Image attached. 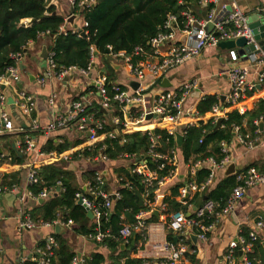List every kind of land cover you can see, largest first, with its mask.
I'll return each instance as SVG.
<instances>
[{
	"label": "trees",
	"instance_id": "trees-1",
	"mask_svg": "<svg viewBox=\"0 0 264 264\" xmlns=\"http://www.w3.org/2000/svg\"><path fill=\"white\" fill-rule=\"evenodd\" d=\"M81 0H77L79 3ZM210 5L207 8L199 4V0H96V4L91 8L81 9L75 6L74 13L79 14L88 23L86 31L87 36H78L72 31H62L65 19L56 13L53 6H47L45 0H0V75L5 74L7 69L17 66L18 62L14 55L24 53L30 42H37L42 37L53 39L52 52L53 60L57 65V70L68 67L87 68L91 61V48L95 47L103 58H106V52L109 47L113 53L125 52L127 55H133L137 47L150 49L149 42L152 38L163 31V26L169 15H174L178 20V28L186 26L187 19L185 13H190L198 20L205 19L207 12L213 8ZM30 20L32 22H25ZM139 57H135L134 61ZM110 77L106 88L109 96L113 98L115 92L112 90L114 78V67L106 63ZM124 90L123 87H121ZM116 108L112 113L113 117L119 118L120 122L124 121L120 108L113 103ZM219 104L216 96H206L198 104L197 111L204 115L212 110L215 105ZM89 113L94 116V122L109 119L103 130L97 134L107 136L101 142L92 146L85 147L72 156V162H80L87 159H101L106 157L110 161L117 162L129 155L132 159L135 157L145 158L151 170L157 171L161 179L167 178L175 169L167 163V160L161 159L155 155L149 154L152 146V140L156 139L157 146L154 153L157 155H170L172 151L181 150L184 162L192 165L200 160L213 158L220 162L226 157L224 152L225 145H229L236 137L235 132L238 127L240 134L246 137L250 132L251 137L256 136V126L254 122L261 116H264V101H260L252 111L240 114L233 111L227 114L222 124L217 128L215 119L207 123L200 122L198 125H189L184 130L183 143L180 149L176 142V136L170 135L166 129H155L153 131H140L132 134H124L122 126L114 125L111 117H108L100 110V107L90 108ZM136 114H140L136 111ZM246 123L247 128H244ZM249 130V131H248ZM116 137L111 138L108 134L115 133ZM25 134H6L0 136L2 150L7 153L12 162L22 163L23 159L15 149V142L21 141V150L26 148ZM87 139V137H85ZM82 141L75 145H81ZM70 144L65 141L62 144H56L49 140L44 151H55L58 155L69 150ZM165 164L163 169L159 167ZM119 179L120 189L118 193L120 198L114 199L112 211L107 217H103L101 229L109 230L113 236H118L124 225L136 224L137 215L149 211V203L156 198L155 191L159 187L157 184L147 187L143 182L144 177L133 172V165L130 167H121L116 169ZM98 172L96 170L87 171L82 175L84 183L89 184L85 190L78 182L75 170H72L70 163L63 165L54 164L43 166L38 170L40 183L30 187V190L38 195L44 189L57 190L61 189L59 194L51 195L47 200L40 204L36 209L31 211L30 216L34 221H43L53 224L57 220L64 223L73 221V232L78 235L87 236L96 234L97 224L93 223L88 215L87 210L78 204L77 194L93 201L96 206L104 205L105 200L97 194L100 191L108 193L107 183L103 185L96 180ZM211 175V170L203 167L197 170L194 176L188 175L183 182L171 187L164 196L162 203L166 205V211L169 217L177 212H187L188 206L201 203L200 207L207 201H213L218 207L217 212L221 211L231 196L233 189L237 186L236 176L232 175L224 178L214 189H206L203 192H196L192 199H183L180 189L189 183H195L199 187L206 184ZM0 183L2 188H11L19 180L17 174L6 176ZM59 183L61 185H59ZM91 188L92 191L89 189ZM107 212V210H106ZM168 217V219H169ZM196 215L192 214L191 219ZM211 216L206 220L210 225L215 221ZM157 218L152 216L147 222H156ZM248 231L243 236L248 237ZM54 237L57 242V248L53 249L54 257L50 264H73L76 256L70 237L65 233H55ZM175 234L167 231V238L170 242H176ZM130 245V250H122L120 242L112 238L105 242L109 251L108 256L101 252L92 255L89 264H144L151 262L148 259L135 258L133 252L141 246L143 240L141 234L134 235ZM43 243L40 244L43 247ZM142 248V246H141ZM194 255L188 256L194 261ZM251 259L260 261L264 264V245L262 240L254 244V253L250 255ZM24 264H39L33 261H26Z\"/></svg>",
	"mask_w": 264,
	"mask_h": 264
},
{
	"label": "built area",
	"instance_id": "built-area-1",
	"mask_svg": "<svg viewBox=\"0 0 264 264\" xmlns=\"http://www.w3.org/2000/svg\"><path fill=\"white\" fill-rule=\"evenodd\" d=\"M218 0H199V4L207 8L210 5H214L211 8L203 20H198L193 17L190 13H185L187 23L182 29H179L177 24V17L174 15H169L164 26L163 31H161L157 36L152 38L149 42L150 49L145 47H137L134 50L133 55H127L125 52L113 53L112 48L109 47L108 51L110 54L109 63L115 64L119 61L122 62L124 67L128 70L129 75L133 77L139 87L133 92H128L122 90L121 86L113 81L112 90L115 92L113 98L109 96L108 89L106 88L108 77L103 75L97 78L95 82V94H98L100 99L97 104L95 101H89L86 99L78 100L72 103L70 109L61 115H54L51 123L46 128H41L36 120H33L31 131L24 128L14 127L11 117L6 111L7 98L0 92V136L6 134H25V145L26 148L21 150V141L17 140L15 142V149L19 154L27 155L29 153H37L38 157H50L52 161H55L56 157L64 158L66 162L74 165L71 156H63V154H56L52 152H40L37 148L35 142L31 138V133L41 132L46 138H50L54 133L59 130L74 128L77 131L83 133L90 146L97 143L101 137L107 136L106 134L99 136L97 132L103 130L104 126L109 119L94 122V116L89 113L90 108L95 107V105L100 107V110L111 117V121L114 125L122 126V132L128 134L137 129L142 122H144L147 116L152 115L155 117L158 124L162 125L164 129L169 131L170 135H175L178 140V125L180 124L183 116V104L190 97L192 92L197 89L198 81L193 80L185 83L183 87L177 92L166 91L159 94L155 101L153 110L149 113H140L138 107L144 102V93L147 90L148 79L153 81H162L166 75L175 68L181 67L194 59H197L207 47H219L221 42L233 41L239 38H246L248 44L255 43L251 30L248 27L247 20L248 17L243 15L239 10L226 12V7L222 9L223 14H220L216 8V3ZM73 10L75 6L81 7V9L91 8L96 4V0H81L77 3V0H69ZM73 16H80L79 14L73 13ZM71 16V17H73ZM69 17V19L71 18ZM208 23L214 25L213 30L208 33L206 26ZM68 19L65 21L64 25H68ZM62 27V31L64 30ZM88 23L85 21L82 28H77L70 30L78 36H87L88 31H86ZM257 49H260L257 46ZM98 51L95 47L91 48V61L87 68H79L76 66L62 68L57 70V65L53 60L54 53L51 52L46 61V75H53L58 81H63L73 74H81L84 76H89L94 69L95 55ZM230 59L232 64L227 72V77L231 85V91L226 98V102L229 107H235L245 99L247 92L252 89L248 83L249 77V66H243L239 63V56L234 50H230ZM135 57H139L138 60L134 61ZM252 63L257 65L259 68L264 69V51H260L257 55H253ZM18 62L17 66H12L7 69L5 74L0 75V86L3 84H10L13 79H16L19 75V60H21V55H14ZM264 78V71L260 74V81ZM43 83V81L41 82ZM20 102L18 103L19 109L24 116H32L35 109V101L32 95L26 92L20 93ZM117 105L121 113L123 114L124 121L120 122L119 118L113 117L112 113L115 112ZM51 111L53 112L56 106V96L52 95L48 102ZM138 111L140 114H136ZM213 113L217 115L219 112L218 105L213 107ZM256 126V136H246L243 137L240 134L237 135V140L241 145L252 150L257 146H264V116L260 117L255 121ZM236 132H239V128H236ZM184 131L182 136H184ZM111 138L116 137V132L108 134ZM152 146L149 150V154L155 155L161 159L167 160V163L174 166L175 169L170 173L167 178L161 179L157 171L151 170L145 158H131L129 155H125L124 159L132 160L133 172L144 177L143 182L147 187H152L158 185L155 194L156 198L153 202L149 203L150 210L145 211L137 215V223L124 225L120 230L118 236H113L109 230L101 229V220L103 217H107L109 212L112 211L114 206V201L111 200L108 193L100 191L99 194L104 200V205L98 207L90 199L84 197L82 194H77V200H83L86 208H88L93 213V218L97 224L96 234H91L85 236V238L94 241L100 246L102 251H109L106 241L116 238L120 242V247H124V250H130V245H132V238L134 235L141 234L143 240L140 241L142 248L149 244L152 238H155L157 232L160 229H166L175 234L176 242L168 241L167 235L165 240L161 244H156L155 246L161 250V257L157 261L145 262L144 264H183L184 258L187 255H195L196 250L190 247L191 240L194 242L193 237H196V242L202 241L206 242L208 240V233L216 225L217 219L221 217H226L232 215L237 208L238 203L247 195L249 189L264 185V171H259L258 169L251 167L248 169H242L235 173L237 186L233 189L231 196L227 202V205L219 212H217V205L213 201L205 202L201 207L195 210L196 217L191 219L183 212H177L172 214L169 219L166 218L164 225L160 227L158 222L148 223L146 217L154 216L155 213H164L166 211V205L159 200L157 192L160 186L174 178L178 170V158L177 152L172 151L170 155H157L154 153V148L157 146L156 139L152 140ZM227 154V149H224ZM9 155L4 153L2 150V144H0V163L4 162ZM101 160L109 162L110 160L106 157H102ZM231 159L226 155V157L217 162L213 158L207 160H200L192 165H188V174L194 176L198 169L207 167L211 170V175L206 184L199 187L195 183H189L180 189L181 200L189 198L191 194L196 192H203L206 189H210L213 181L215 179L216 170L225 169L229 164H231ZM165 164L161 165L159 168L163 169ZM39 168L32 166L29 170L27 176V183L31 187L40 183L38 176ZM96 180L98 183L103 185L105 183L104 178L97 174ZM59 185H61L59 183ZM89 184L86 185V189ZM16 186L11 188L0 187V193L14 192ZM60 189V188H59ZM91 191L92 189L89 188ZM54 190L44 189L40 194L35 195L31 190V196L38 200H46L50 197ZM114 199L120 198L119 193L113 196ZM107 210V212H106ZM211 216L215 217V221L210 225L206 224V220ZM164 219V218H163ZM57 225L70 230L73 228V221H68L67 223L61 220L55 221L53 224L46 223L43 221H34L30 214H23L20 220V229L22 230H36L41 228H51ZM192 231L196 234H192ZM264 232V217L259 219L251 228L248 233V237L243 235H237L233 240L230 241L225 257L224 264H261L260 261H255L250 258V255L254 253V244L261 238V233ZM191 239V240H190ZM135 241V240H134ZM263 242V241H262ZM136 243V241H135ZM135 245V244H134ZM133 245V246H134ZM264 245V242H263ZM141 246L138 250L133 252V256L136 257L139 251L142 249ZM57 248V242L54 236H50L44 242L43 247H38L36 250V255L30 260L37 262L39 264H50L52 258L54 257L53 249ZM123 250V249H122ZM1 255V251H0ZM92 257L86 258L77 255L73 259V264H89ZM25 260L18 262L17 264H24ZM107 262L106 264H108Z\"/></svg>",
	"mask_w": 264,
	"mask_h": 264
},
{
	"label": "crops",
	"instance_id": "crops-1",
	"mask_svg": "<svg viewBox=\"0 0 264 264\" xmlns=\"http://www.w3.org/2000/svg\"><path fill=\"white\" fill-rule=\"evenodd\" d=\"M45 1L48 7H55L56 13L61 15L65 21L74 15V10L69 0ZM215 6L220 11V14L224 13L222 9L225 6L226 12H231L228 9L231 7L232 11L239 10L246 17L260 15L264 18V0H218ZM25 22L32 21L26 20ZM84 23V18L78 16L73 24L64 25L63 32L82 28ZM52 41L53 39L50 37H42L37 42H30L22 54L21 60H19L18 77L13 79L10 84L0 86V92L7 98L6 111L11 117L14 127L18 129L24 128L31 131L33 120H36L41 128H46L51 123L54 115L58 116L66 113L72 103L78 100L86 99L95 101L97 104L100 97L94 93L96 90L95 82L100 76L105 75L110 77L109 70L106 67V63H109L110 59L108 55H106V58H103L99 52L95 55L94 69L89 76L73 74L63 81H58L53 75H46L47 68L43 67L45 62L41 58V55L44 47H47L49 54L52 52ZM234 51L239 56V63L243 66H249L248 83L252 87L239 105L229 107L226 102V98L231 91V85L227 77V72L232 64L229 55L230 50L220 47H207L197 59L173 69L162 81L148 79V87L144 93V102L138 107V111L140 113L151 112L154 107V101L159 94L166 91L177 92L185 83L193 80L198 81V87L183 104L182 120L177 127L179 136H182V132L189 125H198L200 122L207 123L211 119H215L218 122L220 119H225L227 114L233 111H238L242 115L247 111H252L260 101H264V78L260 81V74L263 73L264 69L252 63V57H249L248 53L242 49L236 48ZM115 65V67L113 66V81L123 87L124 90L130 93L133 92L135 89L132 84L137 83V81L129 75L128 70L121 61L115 63ZM165 79L168 80V85L170 86L164 87L162 85ZM42 81L43 83H41ZM21 92H26L34 98L35 109L30 117L24 116L19 109L18 103L21 100ZM52 95L56 96V106L53 112L48 104ZM206 96H216L218 98L220 113L215 115L212 111L213 108L204 115L198 113V104ZM222 98L225 99L224 102H222ZM157 128L164 129L162 125L158 124L155 117L151 119L146 118L144 122L137 126L136 130L128 134L140 131H153ZM244 128H247L246 123H244ZM248 133L247 136H251L250 132ZM30 134L40 152H47L44 151V148L49 140H53L56 144H62L65 141L69 142L70 149L63 152L65 154L63 156H73L81 149L90 146L88 139H85L86 136L74 128L59 130L49 139L41 132H30ZM235 134L236 137L233 142L225 145L227 154L232 162L225 169L216 170L215 179L210 189H214L219 182L226 178L225 174L231 165L236 166V172L251 167L264 171V146H257L250 150L238 142V132H235ZM104 139L105 136L101 137L98 142ZM79 141H82V144L75 145ZM176 142L178 145L177 139ZM180 148L178 145V149ZM20 157L23 159L22 163L12 162L10 157L0 163V183L6 176H12L13 174L19 176L14 192L0 193V264H17L23 260L25 262L31 261L30 259L36 255V250L40 247V244H44L48 237L54 236L57 233L56 227L28 231L20 229L19 225L23 214H30L31 211L45 201L35 199L30 195L27 176L31 167L35 166L40 169L43 166L63 165V163L68 162L64 161V158L59 157H56L55 161H52L49 156L38 157L37 153L34 152L27 155L21 153ZM177 158L179 164L176 176L164 182L157 192L160 201H163L165 194L171 187L177 185L179 182H183L189 175L188 164L184 162L181 150L177 151ZM134 163L128 159H122L114 163L112 161L105 162L101 159H87L74 162V170L79 184L85 190L87 183L83 182L82 175L87 171L96 170L107 183L108 194L113 197L120 189L119 179L115 172L116 169L130 167ZM60 190H54L51 195L56 196ZM193 197L194 194L189 196L190 199ZM177 200L182 202L180 197ZM41 201L43 202L41 203ZM200 205L201 203L188 206L187 212L184 213L191 216ZM155 217L157 218L156 222L162 227L164 221L169 216L160 213L159 216ZM263 217L264 185H259L248 190L247 195L238 203L232 215L217 219L216 225L208 233V240L206 242L199 240L193 242L190 239V247L197 252L193 257L194 261L188 258V256L191 257L193 255H187L184 258L183 264H224V257L230 241L237 235H243L245 231L249 233L253 225ZM150 218L151 216L146 217L147 220ZM90 220L94 224L96 223L94 218ZM73 228L70 230L62 228L59 233H65L67 237H70L75 254L90 258L93 254L101 252L108 256V252L102 251L97 243L85 238V236L75 234ZM192 234L196 235L193 231ZM166 235V229H160L156 237L152 238L150 243L146 244L135 258L148 259L154 262L159 260L161 250L155 245L163 243ZM260 238L264 242V232L261 233Z\"/></svg>",
	"mask_w": 264,
	"mask_h": 264
},
{
	"label": "water",
	"instance_id": "water-1",
	"mask_svg": "<svg viewBox=\"0 0 264 264\" xmlns=\"http://www.w3.org/2000/svg\"><path fill=\"white\" fill-rule=\"evenodd\" d=\"M230 11H232V8L229 7L228 8ZM78 16H73L70 19H68V23L69 24H73L75 19ZM247 24L249 29L251 30V34L253 36V39L255 41V43L252 44H248V40L244 37L239 38L237 40H233V41H226V42H221L219 44V47L222 49H227V50H235L236 48L242 49L244 52L248 53V56L251 57L253 55H257L260 51H264V18H262L260 15H251L250 17H248L247 20ZM214 28V25L212 23H208L206 26V30L208 33H210ZM257 46L260 49H257ZM97 54V53H96ZM107 55L110 54V52L107 50L106 52ZM49 53L47 50V47H44L43 49V53L41 55V58L44 60V64L43 67L47 66V59H48ZM112 66H116L115 64H111ZM162 85L164 87H168L170 85H168V80L165 79L162 83ZM134 89H137L139 87L138 83H133L132 84ZM224 98H222V102H224ZM152 116L149 115L147 116V119H151ZM223 119H220L217 123V128H219L222 124ZM183 143V137L182 136H178V145L179 147L182 146ZM71 169H75L74 165H71ZM236 172V166L235 165H231L228 169L227 172L225 174L226 177L232 176L234 175ZM59 191V190H58ZM43 201H41L42 203ZM78 204L80 206H83L86 210H87V215L90 219H93V213L85 207L83 200L80 199L78 201ZM196 210V209H195ZM155 216H159L158 213H155ZM187 217H190V214L187 215ZM63 227L57 225L56 226V232L59 233V231L62 229ZM65 229V228H64ZM194 242H196V237H193ZM135 244V241L132 242V245ZM122 249L124 250V247H122Z\"/></svg>",
	"mask_w": 264,
	"mask_h": 264
}]
</instances>
